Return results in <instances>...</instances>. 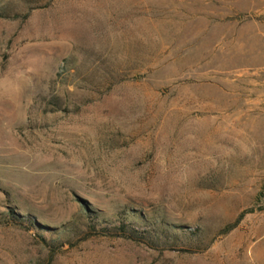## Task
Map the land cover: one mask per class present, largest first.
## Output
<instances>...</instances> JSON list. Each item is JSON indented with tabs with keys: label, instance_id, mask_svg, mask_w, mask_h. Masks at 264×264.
Here are the masks:
<instances>
[{
	"label": "rangeland",
	"instance_id": "1",
	"mask_svg": "<svg viewBox=\"0 0 264 264\" xmlns=\"http://www.w3.org/2000/svg\"><path fill=\"white\" fill-rule=\"evenodd\" d=\"M259 193L264 0H0V264H264Z\"/></svg>",
	"mask_w": 264,
	"mask_h": 264
},
{
	"label": "trees",
	"instance_id": "2",
	"mask_svg": "<svg viewBox=\"0 0 264 264\" xmlns=\"http://www.w3.org/2000/svg\"><path fill=\"white\" fill-rule=\"evenodd\" d=\"M64 64H66V62H64ZM258 197L263 200L264 199V194L262 193H259L258 194ZM258 210H263V209H258ZM254 210L253 209H248V210H245L243 212H241L237 217L236 219L229 225L225 226L221 231H220V234L221 235H226L227 233H229L231 230H233L238 222L241 220V218H243V216H245L246 214H249L251 212H253ZM10 217V220L12 222H14L16 225L18 226H21V222H22V219H26V221L24 220V222H26L28 225H32V222L28 219V218H21V217H15L10 214L9 215ZM87 229L88 231L90 232H95V225L93 224V222L91 221V218L88 219V224H87ZM178 230H182V229H179ZM116 232H118L119 234H121L120 236H122L121 238L123 239H127V240H131V241H137V242H140L141 239L144 237V234H146V231H143V232H138L134 229H131V228H127L126 225L124 224H120L118 226V228L115 229ZM101 233H106L105 229H101L100 231ZM95 234V233H94ZM148 234V233H147ZM86 240V237H84V239H82V241Z\"/></svg>",
	"mask_w": 264,
	"mask_h": 264
}]
</instances>
